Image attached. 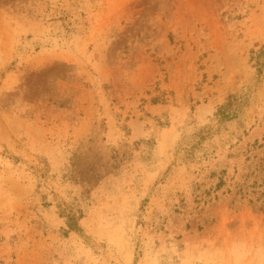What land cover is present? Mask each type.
Listing matches in <instances>:
<instances>
[{
  "label": "rangeland",
  "instance_id": "1",
  "mask_svg": "<svg viewBox=\"0 0 264 264\" xmlns=\"http://www.w3.org/2000/svg\"><path fill=\"white\" fill-rule=\"evenodd\" d=\"M0 264H264V0H0Z\"/></svg>",
  "mask_w": 264,
  "mask_h": 264
},
{
  "label": "trees",
  "instance_id": "2",
  "mask_svg": "<svg viewBox=\"0 0 264 264\" xmlns=\"http://www.w3.org/2000/svg\"><path fill=\"white\" fill-rule=\"evenodd\" d=\"M224 110L225 107H221L218 111V115H224ZM66 225L69 228V230L78 231V226L75 216L67 217Z\"/></svg>",
  "mask_w": 264,
  "mask_h": 264
}]
</instances>
